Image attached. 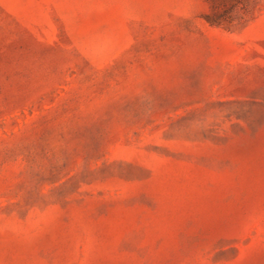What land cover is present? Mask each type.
Segmentation results:
<instances>
[{
	"label": "rangeland",
	"instance_id": "374dc122",
	"mask_svg": "<svg viewBox=\"0 0 264 264\" xmlns=\"http://www.w3.org/2000/svg\"><path fill=\"white\" fill-rule=\"evenodd\" d=\"M0 264H264V0H0Z\"/></svg>",
	"mask_w": 264,
	"mask_h": 264
}]
</instances>
